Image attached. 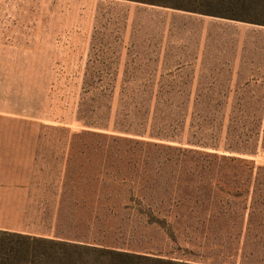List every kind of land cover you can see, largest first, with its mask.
<instances>
[{
	"label": "rangeland",
	"instance_id": "1",
	"mask_svg": "<svg viewBox=\"0 0 264 264\" xmlns=\"http://www.w3.org/2000/svg\"><path fill=\"white\" fill-rule=\"evenodd\" d=\"M127 1L129 11L131 7H136L135 14L138 17H127V22L124 17H111L110 23L109 17H99V39L96 47L97 51L103 50L102 44L106 41L111 45L105 48L118 51L121 46L116 44V37L119 36V29L123 34L124 25L127 24V43L131 52L127 65L120 64L119 57L99 55L90 64L93 69H43L35 68L43 65L39 59L42 56L39 54H0V65L32 66L25 69L0 68V127H31V134L16 133L5 136L8 140L40 142L37 166L58 167L59 161L51 162V158L73 159V167H79V180L82 182L92 179L98 183L105 181L104 168L110 164L101 159L104 157L112 155L158 159L160 165H143L140 171L146 174L136 179L138 188L135 194L142 200L141 208L138 209L147 214L136 215L141 217L140 223L128 220L136 217L134 212H122L117 217L112 215L111 221L105 226L120 228L121 233L117 232L109 240L121 245L119 248L141 250L145 255L165 260H171V256H185L196 259L211 258L214 261L219 256L215 247L211 253L198 249L195 252L188 249L192 254L178 251L176 243L187 244L186 240H192V232L191 228H184V225H171V217L184 214L185 218L193 212V206H196L198 209L195 211V218L202 225L193 227V231L195 229L200 235H211L216 223V202L227 197L226 193L220 192V188L225 189L227 186L219 182L206 185L202 183L205 181L202 178L191 179L181 175L190 170V166H187L188 155L183 154L177 165L167 162L175 157L171 146H179V142L151 137L149 133L153 116H156L158 127L168 133L166 135H171V125L174 128L179 125L174 133L183 141L182 145L186 146L192 103L195 99L209 101L227 98L232 101L264 98V87L242 85L241 79L234 82L229 78L210 77L205 72V77H194L190 70L177 71L181 66L219 68L264 65V24H259L264 23V0ZM186 9L214 11L225 17H171L185 13ZM0 17H32V31H35L43 17L56 16L55 7L49 4L46 6L43 0H0ZM203 21L208 22V27L201 35L199 27L203 25ZM196 54L202 56L201 61L194 60ZM6 61H10L9 64ZM124 65L126 68L102 69ZM122 83L126 87L122 100L126 103L152 99L145 124L147 132L141 136L113 129ZM98 86H103L104 89L108 87L112 98L106 97L107 101L103 98L94 99ZM144 86H147L145 91L142 90ZM157 100L160 101L158 113L153 115ZM172 102L175 104L171 107ZM178 102H184L185 105L175 109ZM230 104L229 102L222 110L225 124ZM80 105L85 116L80 115ZM129 109L130 119L135 121L132 106ZM206 112L209 113L207 110L204 114ZM210 113L214 111L210 110ZM90 119H104L107 129L86 125ZM85 132L104 133L108 137H92L84 135ZM110 137L119 139L118 144H113ZM125 139L132 142L124 141ZM85 159L91 161L84 162ZM251 159L257 164L264 162V157L260 154ZM106 183H109L107 177ZM234 200L237 201L235 207L239 213L240 199ZM178 201L184 208H175ZM94 211L91 213L92 217L96 213L99 218L109 217L108 212L102 214L101 210ZM195 218L191 221H196ZM150 219H156L157 223L149 225L147 221ZM206 241L207 239L202 240ZM207 242L211 244V236Z\"/></svg>",
	"mask_w": 264,
	"mask_h": 264
},
{
	"label": "crops",
	"instance_id": "2",
	"mask_svg": "<svg viewBox=\"0 0 264 264\" xmlns=\"http://www.w3.org/2000/svg\"><path fill=\"white\" fill-rule=\"evenodd\" d=\"M43 2L46 6L49 4L51 7H55L56 17H43L44 19L40 21L41 24L35 31H32V17H0V54H39L42 56L39 59L43 65L35 66V68L43 69L89 70L93 69L90 64L99 55L109 58L110 56L119 57L120 64L127 65V60L131 56L127 43V24L124 25L123 34L119 29V36L116 37V44L121 46L118 51L105 48L111 45L106 41L102 44L103 50L97 51L96 47L99 39L97 32L99 17H109L108 23L111 22V17H120L121 19L124 17L125 20L127 17H138L135 14L136 7H131L129 11V1L43 0ZM173 16L214 17L189 11L171 15V17ZM203 22V25L199 27L201 35L202 32L207 31L208 27V22ZM194 60L201 61L202 56L196 54ZM8 62L10 61H6V64H9ZM2 63L5 64V61ZM125 65L102 67V69H121L126 68ZM0 68L25 69L32 68V66L0 65ZM186 70H190L194 77H205V72L213 78H229L234 82L241 79L242 85L264 87V65H254V67L237 65L219 68L197 65L196 67L181 66L177 69V71ZM30 128L0 127V231L68 243L114 247L125 252L146 254L141 250L119 248L121 245L114 244L115 242L109 240L116 236L117 232L121 233L120 228L114 229L105 226L108 221H111L112 215L109 212L108 218L110 219L99 218L98 213L92 217L91 213L94 211L95 203L89 202V198L95 197V191H98V194H103L104 191L96 190L97 184L93 179L87 180V182L79 180L80 170L79 167L74 169L73 159H49L51 162L59 161V168L54 165L37 166L40 142L8 140V137L5 136L16 133L31 134ZM90 161V159L84 160V162ZM74 175L76 176L75 180ZM225 195H227L226 198L218 199L216 202V224L211 235H200L195 229L193 231V227L202 225L197 222L195 216L185 217V219L179 215L180 221L178 222H173L176 217H171V225H184V228H191L192 232V240H186L187 244L176 243L179 252L189 253L188 249L192 252L198 249L211 253L215 247L219 256L214 261L211 258L196 259L185 256H171V260L190 264H264L260 259L244 257L245 252L247 253L244 242L246 223L252 211L251 195L238 203L240 210L244 213L241 233L236 229L234 220L230 218V216H234L237 201L234 200L235 197L232 194ZM81 198H86V202L83 203ZM90 207L92 209H89ZM102 212V214H106V211ZM128 212H134L135 216H140L137 211ZM80 213H83L82 216ZM220 213L223 215L221 216ZM140 218L136 216L128 218V220L140 223ZM193 218L196 221H191ZM185 220L188 222L186 223ZM210 236L212 242L208 244ZM204 239L207 241L202 242ZM192 252L190 253L192 254Z\"/></svg>",
	"mask_w": 264,
	"mask_h": 264
},
{
	"label": "trees",
	"instance_id": "3",
	"mask_svg": "<svg viewBox=\"0 0 264 264\" xmlns=\"http://www.w3.org/2000/svg\"><path fill=\"white\" fill-rule=\"evenodd\" d=\"M186 11L225 17L221 13L214 11L204 12L196 9H186ZM264 24V23H259ZM86 86V85H85ZM119 107L116 110L113 119V129L115 131L143 135L147 132L145 124L148 121L150 113L149 106L151 100L133 101L126 103L123 101L126 87L124 83L120 86ZM102 88V89H101ZM147 86L143 87L145 91ZM94 96L96 98H112V92L108 87H96ZM111 90V89H110ZM93 99V100H94ZM190 101V100H189ZM230 104L227 122L225 124V115L223 109ZM179 103V102H178ZM160 101H155L153 115L158 113ZM171 105V103H169ZM175 102H172L174 106ZM180 104V105H179ZM175 106V109L183 107L184 102ZM188 105V103H187ZM129 106H132L135 121L130 119L128 112ZM127 107V108H126ZM108 108V106H107ZM126 108V109H125ZM80 115H84L82 105L79 107ZM110 110V108H108ZM192 113L188 129L186 146L183 141L177 138V127L170 126L171 135L163 132L159 128L156 116H153L151 131L149 135L159 139H170L178 141L179 146H171L175 157L167 162L177 165L182 160V155H188L187 166L190 170L181 175L193 178H202L203 184L210 185L213 182H219L227 188H220V192L232 194L235 198L243 200L251 195L252 211L250 212L246 223L245 234V252L244 257L260 259L264 263V162L257 164L253 157L262 155L264 157V98L250 99H210L209 101L195 99L192 103ZM209 111L204 114V111ZM210 110L214 113H210ZM238 112H241L240 114ZM104 119H90L86 125L94 128H106ZM84 135L92 137H104L108 135L97 132H85ZM223 143L221 144V138ZM113 144H118L119 139L110 137ZM124 141H130L125 139ZM153 146H158L152 144ZM98 159V158H97ZM110 165L104 168L105 176L102 185L95 186L96 190H103V194L95 191V197L89 198V202L95 203V210L109 212L117 217L122 212L137 211L140 215L147 213L142 212V200L135 194L138 188L137 182L139 177L145 172L140 168L145 165H160L156 158H124V157H104L101 158ZM91 160V159H90ZM148 172L149 169H148ZM180 175V174H179ZM180 175V176H181ZM106 177L109 183H106ZM128 193L124 194V191ZM138 190V189H137ZM83 203L86 198L80 199ZM176 209H182L180 201L176 202ZM104 204V205H103ZM89 209H92L91 207ZM193 212L186 217H194L198 207L193 206ZM183 218L184 215H180ZM235 216V217H234ZM231 219L234 220L236 229L241 233L243 229L244 213L242 210L238 213L235 211ZM173 222L180 219L175 216ZM210 218V217H209ZM149 225L157 223L156 219L147 221ZM216 224V223H215ZM211 226V225H210ZM117 244V243H114ZM118 245V244H117ZM0 264H190L185 262L165 260L152 255L136 254L121 251L116 248L102 247L93 244L68 243L53 239L30 237L17 233L0 231Z\"/></svg>",
	"mask_w": 264,
	"mask_h": 264
}]
</instances>
